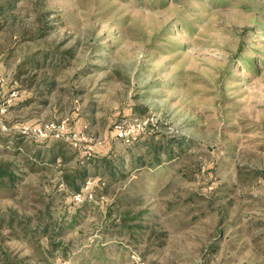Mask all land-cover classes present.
<instances>
[{
    "label": "rangeland",
    "instance_id": "rangeland-1",
    "mask_svg": "<svg viewBox=\"0 0 264 264\" xmlns=\"http://www.w3.org/2000/svg\"><path fill=\"white\" fill-rule=\"evenodd\" d=\"M7 100L0 264H264V0H0ZM63 121L126 164L89 167L82 202L74 150L4 144Z\"/></svg>",
    "mask_w": 264,
    "mask_h": 264
},
{
    "label": "trees",
    "instance_id": "trees-1",
    "mask_svg": "<svg viewBox=\"0 0 264 264\" xmlns=\"http://www.w3.org/2000/svg\"><path fill=\"white\" fill-rule=\"evenodd\" d=\"M5 136V146L6 148L10 149L12 148L16 153H22L24 152V142H27L26 138L23 137L22 134L18 132L13 131H5L3 133ZM144 134H140L133 138L130 142L131 145H134L135 143L140 142ZM32 142H36L37 144H40L44 148L50 149V155L48 162L49 163H56L58 160L64 161L67 159V148L71 151L74 150V154L77 155V169L73 171L71 174H66L63 178L66 185L73 188L74 193L78 194L81 192V186L78 184L79 181H84L88 176V168L93 167L96 171L99 172L100 169L104 170V175H109V178L116 179L119 176H124V169H125V160L118 159L116 157H113L111 153L104 152L102 150H97L98 152H93L91 156L87 155L85 152H81L78 150H75L69 143L63 141V140H57V139H46V140H31ZM103 143L101 145H98V147H102ZM152 150L153 155V162L161 163L162 160L160 158V149L159 147L156 148L155 146L148 148ZM68 150V151H69ZM72 152V151H71ZM149 152V151H148ZM76 157V156H75ZM34 162H36V158H32ZM130 164L133 166L134 163L137 164H143L145 165V161L143 157L133 158L130 156L129 158ZM5 179H8L11 182H14L15 179V173L13 170L9 168L7 164H0V181H4ZM103 178L97 180L98 182H102ZM75 194V195H76Z\"/></svg>",
    "mask_w": 264,
    "mask_h": 264
},
{
    "label": "built area",
    "instance_id": "built-area-1",
    "mask_svg": "<svg viewBox=\"0 0 264 264\" xmlns=\"http://www.w3.org/2000/svg\"><path fill=\"white\" fill-rule=\"evenodd\" d=\"M9 103L10 100H7L0 104V124L2 123L3 118L8 113ZM147 125V127H142L141 124L132 125L128 122H122L121 124H118L115 127V130L118 137H120L125 142L130 143L131 140L136 136L145 133L149 128L157 126V123L154 124L149 122ZM2 126L6 131L11 130L5 125ZM17 132L22 134L23 137L27 139H33L37 141L46 140L50 138L63 140L69 143L75 150L85 152L89 156H91L94 152L92 145L94 143L90 141L88 136L82 131H75L73 129H70L65 121L58 124L49 122L43 125L40 124L36 126L22 125L20 127H17ZM101 144L102 142H99L95 143L94 145L98 146ZM91 183L92 182L90 181L87 182L86 187L82 188L81 192L74 196L75 201L82 202L85 197H91V194L89 193V187Z\"/></svg>",
    "mask_w": 264,
    "mask_h": 264
}]
</instances>
